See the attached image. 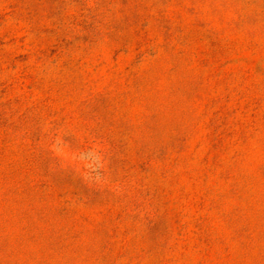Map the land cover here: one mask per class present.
Here are the masks:
<instances>
[{
    "label": "rangeland",
    "instance_id": "obj_1",
    "mask_svg": "<svg viewBox=\"0 0 264 264\" xmlns=\"http://www.w3.org/2000/svg\"><path fill=\"white\" fill-rule=\"evenodd\" d=\"M0 264H264V0H0Z\"/></svg>",
    "mask_w": 264,
    "mask_h": 264
}]
</instances>
